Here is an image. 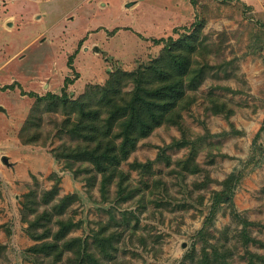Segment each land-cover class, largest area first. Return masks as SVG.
<instances>
[{"label": "rangeland", "instance_id": "1", "mask_svg": "<svg viewBox=\"0 0 264 264\" xmlns=\"http://www.w3.org/2000/svg\"><path fill=\"white\" fill-rule=\"evenodd\" d=\"M102 1L106 9L88 10L62 0L24 36L0 34L7 55L29 45L23 62L0 71V264H75L72 252L56 262L29 251L43 241L33 234L52 241L65 220L74 225L65 240L80 238L108 264H264V0H138L126 10L136 0ZM40 33L47 39L32 45ZM186 36L201 77L188 88L194 102L181 125L141 139L103 190L94 164L69 156L77 143L61 129L69 110L28 93L45 95L47 81L61 94L79 38L81 50L86 40L99 49L75 54L70 99L109 72L149 64L165 46L154 40ZM12 78L26 91L8 90ZM217 192L228 198L214 206ZM100 237L109 238L105 253Z\"/></svg>", "mask_w": 264, "mask_h": 264}, {"label": "trees", "instance_id": "2", "mask_svg": "<svg viewBox=\"0 0 264 264\" xmlns=\"http://www.w3.org/2000/svg\"><path fill=\"white\" fill-rule=\"evenodd\" d=\"M195 20L202 25L198 15ZM161 41L165 42L163 52L149 64H141L133 71L118 69L109 72L104 84L86 85L75 99H70L67 91L68 85L80 76L72 65L75 54L68 61L75 76L65 78L61 94L47 92L40 96L34 92L28 93L35 96L38 102L49 100L61 103L69 110L61 126L77 140L69 156L94 164L95 169L103 175V190L120 173L119 166L136 149L141 139L165 123L181 125L182 109L194 102L190 92L194 91L201 78L192 60L196 44L191 41V36L154 40L155 43ZM221 108H224L223 105ZM222 194H215L214 206L221 198H228ZM47 216L41 214L34 223L37 225ZM58 224L52 241L45 239L49 236L41 233L33 234L35 240L43 241L30 247L29 251L51 257L56 262L61 261L66 252H72L75 264H108L88 250L87 244L80 238L65 240L74 226L70 220L58 221ZM100 238L102 240L98 242L105 253L109 238ZM1 249L0 243V253Z\"/></svg>", "mask_w": 264, "mask_h": 264}, {"label": "crops", "instance_id": "3", "mask_svg": "<svg viewBox=\"0 0 264 264\" xmlns=\"http://www.w3.org/2000/svg\"><path fill=\"white\" fill-rule=\"evenodd\" d=\"M47 2L50 1H54V7H47V5L45 7H42L41 4L43 3L42 0H0V34H13L17 37L18 36H24L26 34L25 30L27 27V24H31L34 23V25L37 24H41L42 22H46L50 19V15L53 12V10L59 11V9H62L63 7H59L60 6V2L62 0H46ZM187 3L189 2V7H191L190 1L186 0ZM93 2H95L96 4H94ZM139 1L136 0L130 4L124 3V5L122 6L123 9H127V6H131L133 4H138ZM78 6L77 8H86L88 10L94 9L96 10L97 7L101 10L106 9V2L102 1V0H77L76 3H74V6ZM52 9V10H50ZM73 8H71L70 10H72ZM75 17V16H72ZM67 18H71V16H68ZM70 24V22H69ZM120 29H122V27H119ZM105 31L107 32V28H104ZM126 30V29H125ZM109 31V30H108ZM119 32V30H118ZM45 39V34L40 33L37 34L34 38H32L31 40V44L34 45L36 44V42H42ZM83 39L79 38L77 40L78 46H74L70 52H68L67 56H66V64H67V74L65 75V78L67 76H72L69 74V72H74L73 69L68 65V61H69V57L72 54H76L78 53H85V52H90V46H97L96 48L99 49L97 42L93 41L91 42L90 45H88V41L86 40L85 42V46H83V50H81L82 45H83ZM9 40H4L2 41V43H0L1 45L4 43H7L10 45V42H8ZM81 43V45H79ZM12 44V43H11ZM0 45V60L1 59H6L3 60L2 63H0V71L3 70L4 66L8 63V61L11 60H15V59H22L21 61L23 62V59H25L27 57L26 52L29 50V45L25 44L21 47H19L18 50L14 51V54L11 55H7L6 53V49L4 48V46ZM77 45V44H76ZM5 52H2L4 51ZM4 55V56H2ZM75 61V59H74ZM73 67L75 69V67L77 69H79V67L75 64V62H73ZM76 72H78L75 69ZM79 73V72H78ZM65 78L63 81V87H64V82H65ZM16 81V82H15ZM13 82V83H12ZM0 84H2L4 86V84L0 81ZM7 84V89L11 91V89L13 88H9L11 85H13L14 87H18L21 88V90H24L23 84L16 78H12L11 81L6 82ZM5 84V85H6ZM73 85V84H72ZM62 87V88H63ZM46 89L48 92H53V93H57L54 89L51 88V85L49 82L47 81H43V89ZM61 88V89H62ZM42 89V90H43ZM26 91V90H24ZM34 92H42L41 90H34ZM82 92V91H80ZM79 93V92H78ZM4 106L0 107V110L3 111ZM7 156V155H6ZM8 157V156H7Z\"/></svg>", "mask_w": 264, "mask_h": 264}, {"label": "water", "instance_id": "4", "mask_svg": "<svg viewBox=\"0 0 264 264\" xmlns=\"http://www.w3.org/2000/svg\"><path fill=\"white\" fill-rule=\"evenodd\" d=\"M2 160H3V162L5 163V164H8V158L6 157V156H4L3 158H2Z\"/></svg>", "mask_w": 264, "mask_h": 264}]
</instances>
